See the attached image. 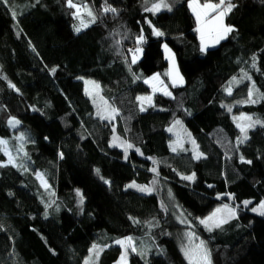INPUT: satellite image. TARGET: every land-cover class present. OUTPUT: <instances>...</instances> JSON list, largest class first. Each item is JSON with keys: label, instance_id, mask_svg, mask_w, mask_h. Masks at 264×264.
Listing matches in <instances>:
<instances>
[{"label": "trees", "instance_id": "16d2710c", "mask_svg": "<svg viewBox=\"0 0 264 264\" xmlns=\"http://www.w3.org/2000/svg\"><path fill=\"white\" fill-rule=\"evenodd\" d=\"M188 1L153 13L144 0H73L97 17L79 33L67 0L0 3V139L13 154L21 143L27 153L19 159L27 171L0 167V264H85L94 244L103 249L97 264H116L122 249L115 241L123 237L138 245L128 250V264H189L180 249L187 229L205 241L212 264H264V215L249 211L264 201V127L249 129L240 144L237 123L246 121L234 120L264 121V0H232L225 24L234 31L204 53ZM106 5L117 12L104 13ZM141 30L142 54L132 64L128 50ZM163 42L180 86L168 81ZM153 74L171 95L154 94V106L140 111L136 98L150 92L145 80ZM233 77L240 82L229 95ZM82 78L99 85L101 100L118 110L115 119L98 118L103 102L92 101ZM252 84L257 102L240 103ZM10 118L20 124L13 128ZM182 132L194 149L186 142L173 152L169 142ZM22 134L26 142L17 140ZM114 135L133 145L127 157L110 145ZM6 160L0 151V163ZM132 181L155 182L154 192L126 188ZM225 202L237 216L207 231L198 218Z\"/></svg>", "mask_w": 264, "mask_h": 264}, {"label": "snow or ice", "instance_id": "6c2138e0", "mask_svg": "<svg viewBox=\"0 0 264 264\" xmlns=\"http://www.w3.org/2000/svg\"><path fill=\"white\" fill-rule=\"evenodd\" d=\"M0 3H4L6 6L9 3V0H0ZM68 7L76 9V11L73 13L74 18L80 19V24L78 26H74V29L77 33H79L82 28H86L89 26L90 23H95L96 22V15H94L93 11L88 7L87 4L84 5H78L77 3H74L73 0H67ZM189 7L193 10L194 14L196 15L197 18V23L198 27L196 29L197 32L200 33V40H201V47L200 51L204 53L209 46L208 42H212L215 44H219L221 40L225 39L227 35L234 31V27L230 25H226L224 23V18L233 10V8L236 7L234 3H232V0H219L218 3L212 2V0H207V2L201 4L200 0H189ZM161 8H167L169 11H171V8L167 3L164 2V0H159L158 3H153L151 8H145V11H151L153 13L159 12ZM102 11L104 13H116L117 9L114 7H111L110 5H106L103 7ZM86 12L87 16L90 17L91 19L89 20L88 23H85L84 19L81 18V13ZM16 13L13 11V18L15 19ZM204 18V23L201 25V20ZM209 20H211V23H209ZM149 25L151 26V22L148 21ZM153 34L156 36H162L163 33L160 32L158 29L153 27ZM144 35H143V30H141V34L137 37L136 39V44L137 47L135 49H129V53L132 56L131 63L135 64L137 59L139 58L137 56V53H140L142 51L140 45L144 43ZM119 43V42H117ZM165 51L170 54V49H168L167 45H164ZM35 51V49H33ZM171 60V66H170V71L166 73L171 80H172V85L176 86L177 83H183V77L180 76L179 70L175 66V57L174 56H169ZM253 60H255V57H253ZM255 67V65H253ZM56 68L50 69L51 73L56 72ZM138 79V77H136ZM251 79L247 75V73H244V76L241 79ZM151 80H159V74H156L151 78ZM149 80H145V83H149ZM236 82L239 83L240 81L237 80L236 77L232 78V81L229 82V86L225 89V91L231 95L232 92V83ZM86 83H88L86 81ZM95 86V88H99L98 84H95V82H92ZM161 84L163 82H160ZM10 87L15 88V85H12L10 83ZM158 89L153 85V92L155 93ZM163 92L165 95H171L170 92L167 91V88L164 87ZM256 97V98H254ZM259 97L256 96V89H255V84H252V86L249 88L248 92V99L246 101H241L240 103H256L257 99ZM101 99H103L101 97ZM137 101L141 102L140 106V111H145L144 104L145 102L148 104V106H154L152 104V96H146V97H140L138 96ZM95 103V100H94ZM228 110L231 111V107H228ZM97 116L101 120H113L117 115H119L118 110L111 105L108 104L107 101L103 102V105L97 106ZM237 119H243L246 121V123H237V127L240 129L241 136L237 138V142L242 144L244 141L248 139V130L255 127L257 124L261 125L264 127V121H261L259 119L254 120L250 116H242L240 118H235L234 120ZM20 123L19 120H16L15 118H10L9 119V125L12 126L13 128L16 127ZM176 125H179L181 122L179 120H176L174 122ZM169 131H172V128L168 129ZM115 132V129H113ZM190 136V134H189ZM18 141L21 142H26L24 135L22 134L20 137L17 138ZM118 140V137L113 138L114 143ZM192 144L195 146V140L191 141ZM8 141L0 139V151H2L7 157V162L6 163H0V167H5L8 165H11L13 167L17 168H22L24 171H27V168L24 166L23 163H17V158L13 157L12 153L9 151L8 147ZM120 146L124 147L125 151V157H127V150L129 148H132L133 145L130 143H125L121 142ZM172 148V151L175 152L178 147H182V145L179 142H175L174 145H170ZM198 147V146H197ZM16 151L18 153L23 152V143L20 144L18 148H16ZM137 152H139V149H136ZM24 157H27V153L23 152ZM61 158H63V153L60 154ZM203 156V153H200L198 151L194 152V158L195 159H200ZM241 161L246 162V163H251V161H245L244 157L241 156ZM155 163V161H154ZM155 171V169H152ZM99 169L96 170L97 174L99 175ZM37 178L41 179L42 186L47 187L46 181L43 180V175L39 172L36 173ZM194 175L190 176H184L183 179L187 180H193ZM106 184L109 183V181L105 180L104 181ZM127 187H136L139 191L141 192H151L152 189L148 186H138L133 182L132 184L128 185ZM211 187V185L209 186ZM77 195L80 197V203H83V195L80 193L79 190H77ZM218 198H220L218 196ZM233 195L229 194V199H233ZM245 206L251 203V201H244L243 202ZM50 205H45L46 209ZM253 212L258 211L257 208L252 209ZM259 211L261 215H264V201L260 202L259 205ZM218 213H226V215H220L218 216ZM47 215V212L45 213ZM236 216V209L230 207L228 204H224L222 208H217L212 214H210L208 217H205L204 219L200 220V223L203 224L206 228L207 231H212L214 228H221L222 225L228 223L230 219L235 218ZM182 223L184 221H181ZM186 235L189 238L190 244L185 246L182 251L185 253V257L189 260V264H212L211 262V253L208 250L205 241L201 240L199 244H191V239L194 236V233H186ZM198 239V237H197ZM115 243L121 245L122 247H125L126 245L132 248V251H136L135 246L133 245L132 237H126L123 240H117ZM96 251V255H99V251H102L103 249H98L97 245H93L92 248L89 250L90 253L93 251ZM126 252H127V247H125V252L122 253L121 255V260L126 259ZM85 264H89V262L86 260Z\"/></svg>", "mask_w": 264, "mask_h": 264}, {"label": "rangeland", "instance_id": "374dc122", "mask_svg": "<svg viewBox=\"0 0 264 264\" xmlns=\"http://www.w3.org/2000/svg\"><path fill=\"white\" fill-rule=\"evenodd\" d=\"M201 3V2H200ZM202 4V3H201ZM194 13V12H193ZM195 15V14H194ZM196 16V15H195ZM80 24V21H77V22H75V24L73 25V29H74V26H78ZM74 31H75V29H74ZM76 32V31H75ZM163 44V49H164V51H165V48H164V45H167L165 42H163L162 43ZM218 44H211V45H209L208 47H207V49H209V48H213V47H215V46H217ZM167 47H168V49H170V47L167 45ZM162 49V50H163ZM206 49V50H207ZM171 49H170V53H171ZM173 53V52H172ZM165 54H166V56H167V58H169L168 57V52H166L165 51ZM166 58V59H167ZM156 74H153V75H151V76H148V77H146V80H149L150 82L149 83H146L148 86H149V89H150V92L148 93V94H145V95H139L140 97H146V96H152V104H153V95L154 94H156V93H159V94H163V88L165 87V84L164 83H160V82H162V80H161V77H160V75H159V80L157 81V80H151V78L153 77V76H155ZM82 80H83V83H84V89H85V91H86V93L88 94V96L92 99V101L94 102V100H95V102L97 103V104H101L102 102H103V100H101V95H100V88H95V86H94V84L92 83V82H95L93 79H90V78H82ZM86 81L88 82V83H86ZM95 84H97L96 82H95ZM153 85H155V87L158 89L155 93L153 92ZM140 106H141V102H139V108H140ZM144 107H145V109H147L149 106H148V104L145 102V104H144ZM16 119V118H15ZM17 120V119H16ZM20 124V123H19ZM18 124V125H19ZM17 126V125H16ZM169 128H174L173 126H171V127H168V129ZM175 129V128H174ZM169 131V130H168ZM170 132V134H172V131H169ZM115 137H118V136H116L115 135ZM113 138H114V136H112L111 137V139H110V145L111 146H116V147H119L120 149H122V150H124V147H122V146H120V143L121 142H125V143H127V141L125 140V139H123V138H121V137H118V140L114 143V141H113ZM187 140H189L186 136H185V134H184V132H182L181 134H179V136L178 137H174V139L172 140H170V145H174L175 144V142H179L181 145H182V147H178L177 148V150L176 151H183V150H186L187 149V145H186V142H188L190 145H189V148H192V149H194V146H193V144H192V142L190 143L189 141H187ZM8 147V146H7ZM171 148V147H170ZM8 149H9V147H8ZM172 149V148H171ZM10 151V150H9ZM197 150H195L194 152H196ZM11 152V151H10ZM12 153V152H11ZM12 155H13V157H16L17 158V163H20L19 162V159H21V155H22V152L21 153H16V154H13L12 153ZM6 158L8 159V157L6 156ZM6 162H7V160H6ZM152 169H155L156 170V168H155V166H152L151 167V170ZM152 172H155V171H153L152 170ZM40 181H41V179H39ZM43 180L45 181V179L43 178ZM133 182H135V181H132V182H130V183H128L127 185H126V188H130V189H132V190H135V191H138V192H141V191H139L136 187H127L128 185H130V184H132ZM135 184L136 185H138V186H148V187H150L151 189H152V191L151 192H141V193H143V194H149V193H152V192H154V186H155V182H151V184L150 185H141V184H138V183H136L135 182ZM224 204H228L227 202H225V203H222V204H220V205H218L211 213H209L208 215H206V216H204V217H200V218H198V221H200V220H202V219H204L205 217H208L210 214H212L217 208H222V206L224 205ZM230 207H232V208H235L236 209V207L235 206H233V205H231V204H228ZM259 205H260V203H258V204H252V205H250L249 206V211L251 212V213H253V214H257V215H261L260 214V211H259ZM253 208H257L258 209V211H256V212H253L252 211V209ZM218 216H220V215H226V213H218L217 214ZM236 216H237V212H236ZM235 216V217H236ZM231 220V219H230ZM202 226L205 228V226L202 224ZM206 229V228H205ZM189 232H191V233H193V231H191L190 229H187V231H185L184 233H183V235H182V240H183V243H182V245H180V249L182 250L185 246H187V245H189L190 244V241H189V238H188V236L186 235V233H189ZM124 238H126V237H123V238H119V239H117V240H123ZM116 240V241H117ZM132 241H133V245L135 246V248H136V251L138 250L137 248H138V245H137V243H136V240H134L133 238H132ZM200 241H201V239H197V236L194 234V236L192 237V239H191V244H193V245H195V244H199L200 243ZM115 244H117V243H115ZM117 245H119V244H117ZM120 247H121V255H122V253L123 252H125V247H127V252H126V259H124V260H121V255H120V257H119V259H118V261H117V263L116 264H128V262H127V256H128V250L129 249H132L131 247H129V246H125V247H122L121 245H119ZM182 253L184 254V256H185V253H184V251H182ZM186 258V257H185ZM187 259V258H186ZM96 260H97V255H96V251L94 250L92 253H90V251H89V255H88V257H87V261L89 262V264H97L96 263ZM188 260V259H187ZM188 262H189V260H188Z\"/></svg>", "mask_w": 264, "mask_h": 264}, {"label": "crops", "instance_id": "0c3cea01", "mask_svg": "<svg viewBox=\"0 0 264 264\" xmlns=\"http://www.w3.org/2000/svg\"><path fill=\"white\" fill-rule=\"evenodd\" d=\"M175 1H177V0H164V2L165 3H167L168 5H169V7L171 8L172 6H173V4H174V2ZM159 2V0H144V4H145V6L146 7H149V8H151V6H152V4L153 3H158ZM188 7H189V1H188ZM164 9H167V8H161V10H164ZM189 9H190V11L193 13V10L189 7ZM194 14V13H193ZM194 17H195V19H196V29H197V27H198V23H197V18H196V16L194 15ZM78 21H80V19H78ZM84 21H85V23H88L89 21H87V20H85L84 19ZM201 25H203V23H204V18H202V20H201ZM209 23H211V20H209ZM224 23H225V18H224ZM87 28V27H86ZM83 29H85V28H82V30ZM197 32V31H196ZM197 36H198V39H199V44H200V47H201V40H200V33L199 32H197ZM209 43V45H211V44H214L215 45V43H212V42H208ZM162 49H163V44H162ZM162 52H163V55H164V58L166 59L167 58V56H166V54H165V51H164V49L162 50ZM141 54H142V51L140 52V53H137V56L140 58L141 57ZM174 56V54L172 53V51H171V53L169 54L168 53V57L169 56ZM138 58V59H139ZM137 59V60H138ZM132 60V56L130 55V61ZM166 61H167V73L170 71V66H171V60H170V58H167L166 59ZM175 66H176V68L178 69V67H177V64H176V60H175ZM179 74H180V72H179ZM180 76L182 77V75L180 74ZM168 81H169V83L172 85V80H171V78L168 76ZM182 84H184V80H183V83ZM181 83H177V85L176 86H180V85H182ZM148 86V85H147ZM173 86V85H172ZM149 87V86H148ZM166 88H167V91L169 92V88L167 87V86H165ZM163 95H165L164 94V92H163ZM184 255V254H183ZM185 257V256H184ZM188 261V260H187Z\"/></svg>", "mask_w": 264, "mask_h": 264}]
</instances>
